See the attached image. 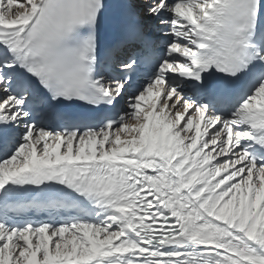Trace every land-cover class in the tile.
Here are the masks:
<instances>
[{"label": "snow or ice", "instance_id": "1", "mask_svg": "<svg viewBox=\"0 0 264 264\" xmlns=\"http://www.w3.org/2000/svg\"><path fill=\"white\" fill-rule=\"evenodd\" d=\"M0 264H264V0H0Z\"/></svg>", "mask_w": 264, "mask_h": 264}, {"label": "bare ground", "instance_id": "2", "mask_svg": "<svg viewBox=\"0 0 264 264\" xmlns=\"http://www.w3.org/2000/svg\"><path fill=\"white\" fill-rule=\"evenodd\" d=\"M125 107H126V104H125Z\"/></svg>", "mask_w": 264, "mask_h": 264}]
</instances>
